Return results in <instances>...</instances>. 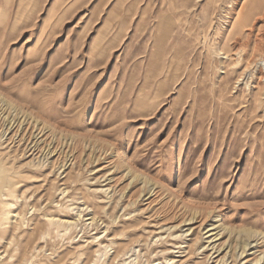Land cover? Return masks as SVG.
I'll use <instances>...</instances> for the list:
<instances>
[{
    "label": "rangeland",
    "instance_id": "rangeland-1",
    "mask_svg": "<svg viewBox=\"0 0 264 264\" xmlns=\"http://www.w3.org/2000/svg\"><path fill=\"white\" fill-rule=\"evenodd\" d=\"M102 12L0 0V264H263L264 0Z\"/></svg>",
    "mask_w": 264,
    "mask_h": 264
},
{
    "label": "crops",
    "instance_id": "crops-1",
    "mask_svg": "<svg viewBox=\"0 0 264 264\" xmlns=\"http://www.w3.org/2000/svg\"><path fill=\"white\" fill-rule=\"evenodd\" d=\"M63 1L64 5L70 6L72 10L83 9L93 5L103 8L102 17L98 20L101 26L98 30H120L129 29V27L121 26L128 21L129 9L134 0H58ZM95 1V2H94ZM119 26H111L112 24Z\"/></svg>",
    "mask_w": 264,
    "mask_h": 264
},
{
    "label": "bare ground",
    "instance_id": "bare-ground-1",
    "mask_svg": "<svg viewBox=\"0 0 264 264\" xmlns=\"http://www.w3.org/2000/svg\"><path fill=\"white\" fill-rule=\"evenodd\" d=\"M257 38H258V37H257ZM251 58H252V57H251ZM0 102L3 103L4 107H7L8 109H9V107H12V104H10L8 100H5V97H2L1 100H0ZM1 109H2V108H1ZM3 109H4V108H3ZM3 109H2V110H3ZM3 111H4V110H3ZM2 115H3V114H2ZM6 117H7V116H6ZM27 119H28V118H27ZM10 120H11V119H10ZM10 120H9V119H6V118H4V117H3V119H2V122L5 123V124H7V125H6V126H7V129H6L7 131H8V128H9V127H10V128H9V131H10V129H12V128L15 126V123H16V122L12 123V120H11V121H10ZM25 120H26V119H25ZM20 121H21V120H20ZM20 121H18V122H20ZM33 122H34V121H33ZM20 123H21V122H20ZM27 123H28V122H27ZM22 124H23V123H22ZM25 124H26V122H25ZM25 124H24V125H25ZM22 126H23V125H22ZM22 126H21V127H22ZM31 126H32V125H31ZM15 127H16V126H15ZM17 127H18V126H17ZM24 127H25V126H24ZM24 127H23V128H24ZM43 127H44V126H43ZM23 128H22V129H23ZM14 129H15V128H14ZM19 129H20V127H19ZM19 129H18V130H19ZM45 129H46V128H45ZM15 130H16V129H15ZM24 131H25V130H24ZM12 132H13V131H12ZM41 132H42V131H41ZM45 132H46V131H45ZM14 134H15V133H14ZM15 135H16V134H15ZM32 136H33V135H32ZM41 137H42V136H41ZM41 137H40L39 139H41ZM32 138H33V137H32ZM34 138H36V136H35ZM27 140H28V139H27ZM29 141H30V140H29ZM34 141H35V140H34ZM36 141H37V140H36ZM43 141H44V140H43ZM34 144H35V143H33L32 146H34ZM36 148H37V147H36ZM31 152H32V151H31ZM60 171H61V170H60ZM17 210H18V209H17ZM5 212H6V211H5ZM5 212H4V213H5ZM77 214H78V213H77ZM81 214H82V213H81ZM0 216H1V215H0ZM4 216H5V220H6L8 223H9L13 218H16V217H17V215L11 216V213H10V212H7ZM80 216H81V215H79V217H80ZM91 216H92V215H91ZM52 220H54V219H52ZM78 220H79V219H78ZM88 220H89V221H90V220H93V221H94L95 219H94V218H89ZM54 221L59 222V223H65V224H68V225H73V224H75V222H76V221L73 222V221H66V220H65V221H63V220H54ZM79 221H80V220H79ZM86 221H87V220H86ZM12 224H13V222H12ZM3 225H4V224H3ZM6 225H7V224H6ZM18 225H19V224H18ZM17 228H18V227H17ZM17 228H16V229H17ZM219 228H221V230H225V228L222 227V226H219V227H217V228H215V229H212V230H217V229H219ZM12 229H13V228H12ZM16 229H13L12 232H14V230H16ZM67 229H68V228H67ZM17 230H18V229H17ZM37 230H38V229H37ZM35 231H36V230H35ZM16 232H17V231H16ZM220 235H221V234H220ZM42 236H43V235H42ZM255 236H258V237H259V236H261V234H256V233H255ZM20 238H21V237H20ZM28 238H29V237H28ZM253 238H254V237H253ZM255 238H256V237H255ZM260 238H261V237H260ZM261 239H263V238H261ZM16 241H17V240H16V236L13 234L12 241H10L8 244H9V245H12V244L15 243ZM27 241H28V240H27ZM258 242H259V241H258ZM26 244H27V243H26ZM257 244H258V243H257ZM101 245H104V244H101ZM248 245H250V244H248ZM248 245H247V243L244 245V246H246V247H244V252L247 250L246 248L248 247ZM27 246H28V244H27ZM29 246H30V245H29ZM15 247H18V246H15ZM103 247L106 248L107 246H103ZM255 247L257 248V246H255ZM9 248H10V247H9ZM27 248H28V247H27ZM27 248H26V249H27ZM31 248H32V247H31ZM38 248H39V247H38ZM249 248H250V247H249ZM252 248H254V247H252ZM18 250H19V249H18ZM36 250H37V248H36ZM42 250H43V249H42ZM250 250H251V248H250ZM7 251H8V250H7ZM12 251H13V250H12ZM37 251H38V250H37ZM39 251H40V250H39ZM26 252H27V251H26ZM14 253H15V252H14ZM28 253H30V252H28ZM97 253H99V252H97ZM25 255H26V254H25ZM31 255H32V254H31ZM26 256H27V255H26ZM42 256H43V255H42ZM42 256H41V257H42ZM22 257H23V256H22ZM24 258H25V257H24ZM43 258H44V257H43ZM211 258H212V257H211ZM21 259H22V258H21ZM21 259H20V260H21ZM37 259H38V257H37ZM42 260H43V259H42ZM65 261H66V259H65ZM21 262H22V261H21ZM23 262H24V261H23ZM56 262H57V261H56ZM258 262H259V261H257L256 264H257ZM54 263H55V262H54ZM62 264H63V263H62ZM153 264H155V263H153ZM263 264H264V263H263Z\"/></svg>",
    "mask_w": 264,
    "mask_h": 264
}]
</instances>
